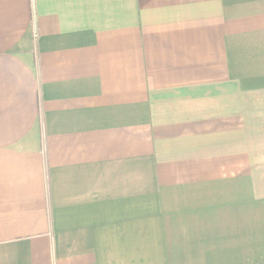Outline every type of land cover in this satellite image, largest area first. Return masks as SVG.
I'll use <instances>...</instances> for the list:
<instances>
[{
	"label": "crops",
	"instance_id": "0c3cea01",
	"mask_svg": "<svg viewBox=\"0 0 264 264\" xmlns=\"http://www.w3.org/2000/svg\"><path fill=\"white\" fill-rule=\"evenodd\" d=\"M0 264H264V0H0Z\"/></svg>",
	"mask_w": 264,
	"mask_h": 264
}]
</instances>
